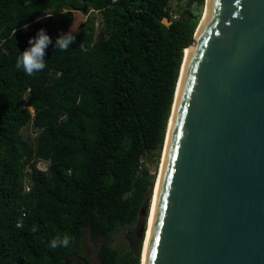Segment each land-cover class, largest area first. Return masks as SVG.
Masks as SVG:
<instances>
[{
    "label": "trees",
    "instance_id": "obj_1",
    "mask_svg": "<svg viewBox=\"0 0 264 264\" xmlns=\"http://www.w3.org/2000/svg\"><path fill=\"white\" fill-rule=\"evenodd\" d=\"M170 1L0 0V264H63L83 255L85 232L102 238L99 264H140L141 243L120 251L112 234L143 208L148 218L157 179L150 164L161 157L197 27L190 5L204 0H187L188 16L176 18ZM84 5L99 14L100 31L72 30L71 47L53 52L75 20L71 8ZM41 28L53 44L46 67L29 76L15 61ZM28 125L35 135L24 138ZM65 234L74 243L49 247Z\"/></svg>",
    "mask_w": 264,
    "mask_h": 264
},
{
    "label": "water",
    "instance_id": "obj_2",
    "mask_svg": "<svg viewBox=\"0 0 264 264\" xmlns=\"http://www.w3.org/2000/svg\"><path fill=\"white\" fill-rule=\"evenodd\" d=\"M204 11L183 53L140 264H264V0H208ZM74 260L88 264L75 253L63 264Z\"/></svg>",
    "mask_w": 264,
    "mask_h": 264
},
{
    "label": "rangeland",
    "instance_id": "obj_3",
    "mask_svg": "<svg viewBox=\"0 0 264 264\" xmlns=\"http://www.w3.org/2000/svg\"><path fill=\"white\" fill-rule=\"evenodd\" d=\"M187 7H188L187 0H171L170 1L171 11L177 17L180 14L184 16H188L187 14L183 12ZM205 7H206L205 0L203 1V4L201 5H199L197 2H193L190 5V9L193 15L198 16L197 24L204 17ZM55 8L60 9V10H65L64 8H60L58 6H55ZM71 10L75 12L76 17L69 31L77 30V31L82 32V34H85V35L88 34L90 31H92L94 35H97V33L100 31V28H101L100 16L97 12H92L91 9L88 10L87 8L85 12L82 10H75L74 8L73 9L71 8ZM91 19L94 20L93 30L91 29V26H90L92 22ZM27 28H29V26ZM21 133L24 138H30L35 135V130L33 129L32 126L28 125L21 129ZM162 151H161V155H163ZM160 160L162 161L161 157H159L156 167H155V163L150 164V170L152 172H155V179L156 177L158 179V175L160 171L159 164L161 163L159 162ZM37 165L38 167L42 169L45 168V163L43 162H38ZM154 193H155V186H154L153 195H151L152 199L150 197L151 205H149V208H150V211H148L149 215L147 213L148 223H149V217L151 213L152 200H153ZM144 217H145V208L141 210L138 220L134 224L132 225L127 224L124 226H119L112 234V238H113L112 245L114 248L119 249L120 251L130 250V251L135 252L138 249L139 244L141 243L140 245L141 246V253H140L141 262H142L144 242H145V238H146V234L148 230V223L144 220ZM141 239H142V242H141ZM101 240H102L101 237H98L95 240H91L88 233L86 232L83 235V243L85 247L84 253L90 259L92 264H99V259L96 255V251L101 243Z\"/></svg>",
    "mask_w": 264,
    "mask_h": 264
},
{
    "label": "clouds",
    "instance_id": "obj_4",
    "mask_svg": "<svg viewBox=\"0 0 264 264\" xmlns=\"http://www.w3.org/2000/svg\"><path fill=\"white\" fill-rule=\"evenodd\" d=\"M76 36L71 31L59 34L54 43L53 52L67 51L75 42ZM50 44H53L52 38L47 32L41 28L33 37L28 39V47L23 51H18L15 66L18 70H22L25 74L32 76L42 71L46 67L45 50ZM23 222H18L16 227H22ZM70 243H74L73 237L68 234L53 237L49 247H67Z\"/></svg>",
    "mask_w": 264,
    "mask_h": 264
},
{
    "label": "bare ground",
    "instance_id": "obj_5",
    "mask_svg": "<svg viewBox=\"0 0 264 264\" xmlns=\"http://www.w3.org/2000/svg\"><path fill=\"white\" fill-rule=\"evenodd\" d=\"M206 1V5H207V2L208 0H205ZM205 16V14H204ZM204 18V17H203ZM202 18V20H203ZM201 20V21H202ZM189 47H186L184 49V55H186V52L188 50ZM185 58V57H184ZM164 150V149H163ZM160 166H161V163H160ZM160 172V171H159ZM158 178H159V175H158ZM157 184H158V179L156 181V185H155V193H154V196H153V200H152V207H151V213H150V217H149V223L147 222L148 221V218L146 220V222L148 223V230H147V234H146V238H145V242H144V247H143V253H142V261L144 260V255H145V251H146V245H147V240H148V234H149V229H150V224H151V218H152V213H153V207H154V201H155V196H156V190H157Z\"/></svg>",
    "mask_w": 264,
    "mask_h": 264
},
{
    "label": "built area",
    "instance_id": "obj_6",
    "mask_svg": "<svg viewBox=\"0 0 264 264\" xmlns=\"http://www.w3.org/2000/svg\"><path fill=\"white\" fill-rule=\"evenodd\" d=\"M172 12V11H171ZM172 17L173 18H176L177 16L174 14V13H172ZM28 109L32 112L33 110L31 109V107H28ZM45 163V162H44ZM45 166H46V163H45ZM40 168V167H39ZM42 169V168H41ZM43 169H45V168H43ZM29 189V185L28 184H25V190H28Z\"/></svg>",
    "mask_w": 264,
    "mask_h": 264
},
{
    "label": "flooded vegetation",
    "instance_id": "obj_7",
    "mask_svg": "<svg viewBox=\"0 0 264 264\" xmlns=\"http://www.w3.org/2000/svg\"><path fill=\"white\" fill-rule=\"evenodd\" d=\"M74 253H75V252H74ZM75 254H78V253H75ZM78 255H80V254H78ZM81 256H84V257L87 258V260H88V264H89V263L92 264V262H91L90 259L85 255L84 252H83V255H81ZM75 261H79V260H74V261L71 262V264H72L73 262H75ZM79 262L82 263V264H84L82 261H79Z\"/></svg>",
    "mask_w": 264,
    "mask_h": 264
},
{
    "label": "snow or ice",
    "instance_id": "obj_8",
    "mask_svg": "<svg viewBox=\"0 0 264 264\" xmlns=\"http://www.w3.org/2000/svg\"><path fill=\"white\" fill-rule=\"evenodd\" d=\"M156 239H157V241L159 240L158 234L156 235ZM155 255H156V253H155V250L153 249L152 252H151V256H152L153 259L155 258Z\"/></svg>",
    "mask_w": 264,
    "mask_h": 264
}]
</instances>
